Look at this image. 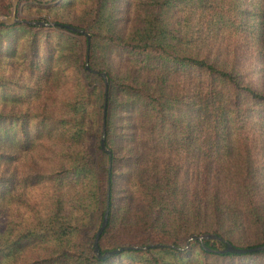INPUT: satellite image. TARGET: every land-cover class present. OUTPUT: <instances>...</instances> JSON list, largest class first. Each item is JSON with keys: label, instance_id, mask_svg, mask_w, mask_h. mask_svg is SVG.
<instances>
[{"label": "trees", "instance_id": "trees-1", "mask_svg": "<svg viewBox=\"0 0 264 264\" xmlns=\"http://www.w3.org/2000/svg\"><path fill=\"white\" fill-rule=\"evenodd\" d=\"M75 1L0 25V264H264L184 245L264 244V0ZM106 201L100 253L164 247L96 258Z\"/></svg>", "mask_w": 264, "mask_h": 264}, {"label": "water", "instance_id": "water-1", "mask_svg": "<svg viewBox=\"0 0 264 264\" xmlns=\"http://www.w3.org/2000/svg\"><path fill=\"white\" fill-rule=\"evenodd\" d=\"M18 1L20 0H10V13L8 15H0V25H11L14 23H19V22H24L27 24H36V25H54L55 22H44V21H23L20 20L16 17V5L18 3ZM36 1H40V2H50L53 0H36ZM66 29L71 30L73 32H79V33H84V31L82 29L76 28L74 26H70V25H63ZM87 39H88V34H86ZM84 66L86 68V70L88 71H94L92 70L87 63H84ZM100 76L103 78V86H104V95H106V89H107V78L105 76L104 72L100 73ZM105 104H106V99L104 97V101H103V115L105 112ZM100 148L101 150L105 151L106 153H110L109 150L105 147L104 145V124H102V131H101V136H100ZM108 202L106 201V206L104 209V212L102 214L101 217V221L100 224L98 226V228L95 231L94 234V238L92 241V251L93 254L96 258L98 259H106L116 253H119L123 250H129V249H135V250H147L149 248H155V247H164L163 244L157 243V244H147V245H141V246H136V245H131V246H120L117 248H113L110 250H106L102 253H100L98 245H97V241H98V237L100 235V233L102 232L103 228L105 227L106 223H107V216H108ZM206 239H215L219 242H221V246L220 248L216 249V250H212L209 249L205 246H203L204 249L208 250V251H215L217 253H224V252H230V253H246V252H251V251H258V250H264V244L263 245H258V246H254V247H250V248H236L234 247L232 244H230L229 242L221 239L220 237H218L217 235L213 234V233H200V234H191L189 235L186 240H185V247L188 245V243L190 241H197L199 242L201 245H203V240ZM173 248L176 249H183V248H177L172 246Z\"/></svg>", "mask_w": 264, "mask_h": 264}, {"label": "rangeland", "instance_id": "rangeland-1", "mask_svg": "<svg viewBox=\"0 0 264 264\" xmlns=\"http://www.w3.org/2000/svg\"><path fill=\"white\" fill-rule=\"evenodd\" d=\"M77 1L78 0H76L75 4L70 8L73 12L74 11L75 12L81 11V10H78ZM42 3H46V4L42 5V6H32V5H29V4H21L20 7H19V11L17 13L18 16L16 15V17L18 19H20V20H23V21H33L34 18L38 19V18H41L43 15H46L49 18L61 19L60 18L61 14L59 13L60 11L57 10L55 4L48 3V2H42ZM84 10L85 9H82V11H84ZM9 13H10V0H8V10H7V12L6 13H0V15H8ZM62 20H63V18H62ZM15 85H16V83H15ZM10 86H13V85H10ZM15 89L17 91V87H15ZM7 102H8V100H7V97H6L5 100H4V103H6V105H9ZM184 245H185V242H184ZM136 246H138V245H136ZM184 248L185 247H183V249Z\"/></svg>", "mask_w": 264, "mask_h": 264}]
</instances>
